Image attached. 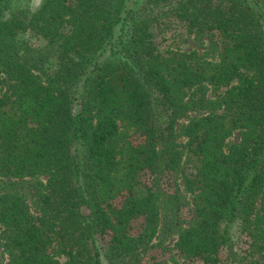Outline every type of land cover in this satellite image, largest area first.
<instances>
[{
    "label": "trees",
    "instance_id": "trees-1",
    "mask_svg": "<svg viewBox=\"0 0 264 264\" xmlns=\"http://www.w3.org/2000/svg\"><path fill=\"white\" fill-rule=\"evenodd\" d=\"M29 1L0 0L8 263L264 264V0Z\"/></svg>",
    "mask_w": 264,
    "mask_h": 264
},
{
    "label": "rangeland",
    "instance_id": "rangeland-1",
    "mask_svg": "<svg viewBox=\"0 0 264 264\" xmlns=\"http://www.w3.org/2000/svg\"><path fill=\"white\" fill-rule=\"evenodd\" d=\"M42 0H30L29 1V7L31 11H34L38 6L41 4ZM136 1V6L134 7L136 10L140 8V6L146 2V0H135ZM152 32L154 35V40L155 43L157 44L158 48L161 51H165L168 49L172 50H181L184 52H189L192 50H196L199 54H202L205 48L208 46V41L206 38H204L201 41H195L192 38V35L188 34L184 27H182L178 22L173 20L172 18L165 19L164 21H160L159 24H154L152 27ZM23 37H27V34L23 35ZM31 41L35 45H41L43 44L42 40H34L31 39ZM185 120H182L178 123L180 126L182 123H185ZM233 141L238 140V133H234L233 137L231 138ZM185 139L184 138H179L180 143H184ZM42 182L45 181V178L42 177L40 178ZM142 183H149L150 179L149 176L144 174L141 178ZM164 182L170 187V189H174L175 184H174V177L171 175L169 177L165 176L164 177ZM177 183L181 185V181L177 180ZM190 196H188V200H190ZM188 217L187 210L184 209L181 218L185 219ZM143 218L138 217L133 219L130 222V234L133 236H137L139 232L141 231L143 227ZM235 238L237 241L236 244V250L240 254H244L247 252L248 249V239L247 237L243 234H238L236 233V230H234ZM176 240V237L171 238L169 241L164 242L165 247H172L174 245V242ZM0 261L2 264H9L8 263V258L3 254V252L0 249Z\"/></svg>",
    "mask_w": 264,
    "mask_h": 264
}]
</instances>
